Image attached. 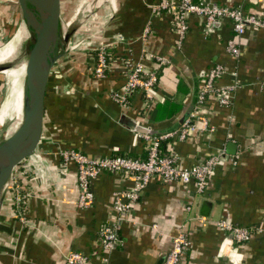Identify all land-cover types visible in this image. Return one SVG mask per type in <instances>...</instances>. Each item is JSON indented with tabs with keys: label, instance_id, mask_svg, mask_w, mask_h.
Listing matches in <instances>:
<instances>
[{
	"label": "crops",
	"instance_id": "0c3cea01",
	"mask_svg": "<svg viewBox=\"0 0 264 264\" xmlns=\"http://www.w3.org/2000/svg\"><path fill=\"white\" fill-rule=\"evenodd\" d=\"M107 1L109 14L96 44L115 40L114 54L136 59L149 52L167 61L158 67L154 101L144 110L138 95H133L129 108L119 109L109 94L123 80L116 61L108 77L96 79L82 56L63 53L46 83L36 146L40 154L38 159L32 157V173L17 178L21 187L31 188L24 222L15 219L10 198L5 197L0 208V264H64L63 255L71 250L87 255L85 264H163L179 229L189 240L183 264H264V27L248 28L236 36L238 51L232 55L225 49L230 35L227 22L204 32L192 17L177 48L170 14L150 10V4L160 0ZM214 1L264 13V0ZM4 20L5 7L0 4V27ZM214 63L224 69L217 84L233 86L229 102L220 104L208 94L198 114L211 130H194L170 143L180 168L199 163L221 146L225 156L201 192L192 183L151 179L117 225L119 242L112 249H101L98 232L103 226L111 228L112 194L129 189L132 182L117 173H101L90 183L92 205L78 208L75 165L60 166L57 152L72 148L90 158L141 155L138 128L173 126L193 99L194 83L198 87L200 75ZM121 115L134 125L120 123ZM193 122L201 128L198 119ZM228 144L234 145L233 154L227 153ZM186 202L188 211L182 209ZM220 217L249 228V240L235 244L215 225Z\"/></svg>",
	"mask_w": 264,
	"mask_h": 264
},
{
	"label": "built area",
	"instance_id": "2783aa9c",
	"mask_svg": "<svg viewBox=\"0 0 264 264\" xmlns=\"http://www.w3.org/2000/svg\"><path fill=\"white\" fill-rule=\"evenodd\" d=\"M150 10L152 13L168 12L170 14L172 30L175 34L174 43L177 48L188 30L189 20L192 17L200 21L201 29L204 32L215 23L227 22L230 25V35L225 40V49L232 55H236L238 51L236 36L241 35L248 28L264 27V13L246 12L241 5L221 4L214 0H160L151 3ZM146 31L147 29L143 33ZM142 36L144 37V34ZM114 44L115 40L100 41L88 50L89 74L96 79L108 77L111 64L116 61L123 75V80L117 87L109 90L112 101L119 109H127L130 106V98L133 95H138L142 102V108L148 109L154 101L152 91L157 82L158 67L167 63L166 59L161 55L149 52L141 53L136 59H129L114 54ZM143 61H148L154 66L147 68ZM223 71V66L218 63L210 65L204 71L197 87V99L193 109L174 130L157 135L141 132L137 134L141 140V155L115 154L101 158H90L72 148L60 149L57 152L60 166L65 167L70 162L75 165L77 187L75 205L78 208H87L92 205L93 193L90 183L101 173H117L123 178H129L132 182L129 189H119L112 194L111 212L113 218L111 228L103 226L98 232V244L101 249H112L119 242L116 232L117 225L125 218L130 207L138 200L140 191L151 179H157L164 183L178 181L184 185L192 183L196 192H201L204 189L216 163L226 154L224 147L221 146L199 163L180 168L177 165L178 158L172 152L170 141L185 139L194 130H211L206 119L198 112L201 111L208 94L215 95L220 104L229 102L230 95L228 92L233 86L222 87L217 84ZM196 119L202 123L201 128L195 127L193 121ZM161 140L165 141L164 151L159 148ZM35 151L36 148L30 156L24 158L13 168L9 178L11 184L10 186L7 185L5 193V197L10 198L12 202L14 217L19 222L25 220V198L31 195V188L27 185L21 187L16 181L19 175L26 178L28 172L32 170V157L38 159ZM18 167L22 169L15 173V168ZM182 209L188 211L189 203L186 202ZM215 225L225 230L235 244L245 243L251 235L249 228L232 224L226 221L224 217H220ZM188 247L189 240L186 232L182 229L177 230L171 238V246L164 257L163 264H183ZM63 260L64 264H85L87 255L71 250L63 255Z\"/></svg>",
	"mask_w": 264,
	"mask_h": 264
},
{
	"label": "water",
	"instance_id": "95a60500",
	"mask_svg": "<svg viewBox=\"0 0 264 264\" xmlns=\"http://www.w3.org/2000/svg\"><path fill=\"white\" fill-rule=\"evenodd\" d=\"M11 1L15 2L20 22L23 25L29 66L24 74L20 120L10 135L6 136V132H3L0 138V208L13 168L24 158L30 156L37 146L41 134L48 75L56 61L63 55L68 39V33L64 37H59L57 30L51 27V22L57 19L59 12L56 0H41L44 4V15L41 19H37L35 15V0ZM197 93L195 82L193 99L176 119L173 126L151 131L139 127L138 131L149 134L146 132L149 130L150 134L157 135L174 130L193 109ZM119 122L130 127L134 125L133 121L124 115L120 116ZM227 153H234L233 144H228Z\"/></svg>",
	"mask_w": 264,
	"mask_h": 264
},
{
	"label": "rangeland",
	"instance_id": "374dc122",
	"mask_svg": "<svg viewBox=\"0 0 264 264\" xmlns=\"http://www.w3.org/2000/svg\"><path fill=\"white\" fill-rule=\"evenodd\" d=\"M56 2L59 7L58 17L61 20V24H66V28L70 27L71 29L68 31V39L64 46V56L80 55L84 58L85 62H88V60L85 59L87 57V52L94 45H96V37L99 30H102L109 14L108 1L56 0ZM0 4L5 7V25L0 27V46H2L10 39L15 29L18 27V24L20 23V15L17 12L18 9L14 1L10 2V0H0ZM1 18L3 20L2 15ZM58 60L54 66H57ZM86 65L88 68V63ZM23 80L24 77L17 80L18 89H21V91L23 87ZM12 93L13 90L9 89V82L6 76L0 72V105L3 101H5L7 95ZM6 125H8V121ZM2 134L3 130L0 132V138ZM35 153L40 154V149L37 148ZM23 163H25V161H23ZM15 169V173H18L19 169L22 168L18 167ZM28 173H32V170ZM10 184L11 182L9 180L8 186H10ZM17 184H20L18 179Z\"/></svg>",
	"mask_w": 264,
	"mask_h": 264
},
{
	"label": "bare ground",
	"instance_id": "6f19581e",
	"mask_svg": "<svg viewBox=\"0 0 264 264\" xmlns=\"http://www.w3.org/2000/svg\"><path fill=\"white\" fill-rule=\"evenodd\" d=\"M43 6L41 0H35L37 19L44 15ZM51 27L57 30L59 37H64L71 30L70 27L66 28V24L62 25L58 17L51 22ZM24 39L25 33L20 22L10 39L0 48V72L6 76L9 89L13 90L0 105V132H6V136L11 134L20 120L22 91L18 89L17 80L24 77L29 66Z\"/></svg>",
	"mask_w": 264,
	"mask_h": 264
},
{
	"label": "trees",
	"instance_id": "16d2710c",
	"mask_svg": "<svg viewBox=\"0 0 264 264\" xmlns=\"http://www.w3.org/2000/svg\"><path fill=\"white\" fill-rule=\"evenodd\" d=\"M138 131V130H137ZM151 131V130H150ZM150 131L148 130V131H146V132H149V134H150ZM150 135H156V134H150ZM159 148H160V150L161 151H164V148H165V141L164 140H161L160 142H159ZM6 200V199H5Z\"/></svg>",
	"mask_w": 264,
	"mask_h": 264
}]
</instances>
